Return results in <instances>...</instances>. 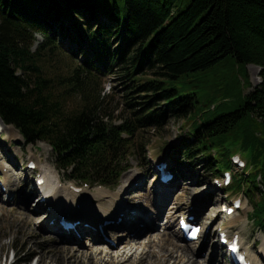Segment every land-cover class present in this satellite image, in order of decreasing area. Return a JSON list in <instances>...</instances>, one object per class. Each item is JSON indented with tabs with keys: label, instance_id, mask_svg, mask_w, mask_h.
Wrapping results in <instances>:
<instances>
[{
	"label": "trees",
	"instance_id": "trees-1",
	"mask_svg": "<svg viewBox=\"0 0 264 264\" xmlns=\"http://www.w3.org/2000/svg\"><path fill=\"white\" fill-rule=\"evenodd\" d=\"M55 28L81 50L70 81L130 62L126 77L149 94L135 114L140 126L186 119L190 131L175 150L183 159L218 177L233 154L246 152L249 172L237 173L228 190L248 197L249 220L264 233V0H0V118L27 145L49 144L57 169L75 181L114 187L129 168L134 125L108 123L87 103L66 111L30 50L35 32L47 39L41 48L58 50L47 35ZM249 65L261 68L262 82L211 115L207 102L234 95V66L251 86ZM147 71L152 78L138 79Z\"/></svg>",
	"mask_w": 264,
	"mask_h": 264
},
{
	"label": "rangeland",
	"instance_id": "rangeland-1",
	"mask_svg": "<svg viewBox=\"0 0 264 264\" xmlns=\"http://www.w3.org/2000/svg\"><path fill=\"white\" fill-rule=\"evenodd\" d=\"M47 35L51 37L50 40L53 41V45L58 47V50L51 52L48 47L41 48L47 42V39L39 32L29 34V40L32 42L30 50L31 54L34 55L33 61L42 69L44 76L50 81L49 85L55 96L64 102L66 111L78 112L87 103L91 108L97 109L100 117H103L108 123L113 122L121 126L134 125V135L131 136V140L135 148L132 150L133 152L127 163L130 169L124 173L115 189H105L116 195L127 184L125 179L128 174L132 172L140 173V180L133 187L127 188L126 191H129V193L123 192L128 196L126 198L129 200L126 199V202L131 205V216L136 215L137 210L135 209H141V213H143V218L137 220V223H139L137 229L140 225L144 227L148 224L150 228L152 225H156V228H153L151 232L159 233L164 239L161 242L162 245L159 244L156 247L157 250L164 249L162 248L164 244L172 249L173 246L171 247L168 243H177L180 247L177 250L175 249V251H178L176 256L188 254L189 259H196L199 264H228V258L224 255L225 250L219 244V233L220 229L229 228L234 233L241 235L243 245L251 254L250 256L247 252L249 258L252 257V261L255 259L257 264H264V260L260 259V257L264 258V234L248 219L253 210L248 197L243 193L228 192L224 195L223 189L216 185V177L213 172L204 162L191 164L188 160L182 158L181 153L177 154L175 152L181 147V140L184 139L190 129L186 119L170 118L160 127L140 126L136 121V118L140 116L135 114L143 107V103L148 101L146 96L149 94L147 92H137L138 83L132 82L126 77V67H131L130 62L124 63L110 74L103 75L93 72L90 75L81 73L77 80L70 81L74 79L75 71L80 61L83 60L80 56L81 50L77 43L71 42L70 38H63L59 33V28L48 32ZM260 72V67L249 65L248 73L251 86L244 88L243 75L239 74L237 66H234L229 74L234 95L231 97H218L213 102L214 106L217 107L216 111L213 110L210 102H207L211 115L217 116L225 111V107H222L225 100H228L229 108H234L238 94L243 91L249 93L261 83ZM137 77L142 80L152 78L153 72L139 73ZM238 79L241 82L238 83ZM132 103L134 105H131ZM19 135L20 133L16 127L6 125L0 121V168L2 169L3 165L10 166L11 174L19 181L15 191L8 199L7 195H3L0 191V264H60L57 259L59 254L57 249L62 246L70 245L87 252H92L91 250L97 247H107L99 241H90L82 233L81 236L73 234L70 238H67L57 234L59 232L57 225L46 227V224L55 223L54 218L49 220L48 216L65 211L61 208L62 204L67 206L66 208L71 207V209L76 206L70 191L66 189V185L71 187V185L77 183L72 179L69 172L57 169L56 156L49 144L40 141L36 144L27 145L22 136ZM238 154H241L244 161L250 162L246 152L239 150ZM164 159L171 161L179 178L176 179L173 188L167 191L171 195L165 201V205H161V201L155 203V200L153 201V198H151L153 197V190L150 188L152 179L149 178L155 172V163ZM31 160L37 163L38 171L44 174L47 185L50 183V188H47L49 201L43 202V204L41 200L39 201V192L33 191L34 181H32L31 172L27 171ZM248 169V167L244 170L235 168L234 171L235 174H247ZM9 177H6V179H9ZM1 178L3 177L1 176ZM219 178L222 179V176H219ZM14 180L9 179V181ZM59 180L63 182L64 188H59ZM259 186L263 191V186L260 183ZM51 187L54 189H51ZM83 188L86 191L96 192L102 187L95 185L93 188L86 186H83ZM259 193L260 191L257 192L258 196ZM229 196L228 200L237 196L243 198L244 207L237 214V218H234V215L230 217L227 214V207L231 206L230 201L227 200ZM108 201L111 200H108V198L97 200L92 206L94 209L100 210L101 203L106 204ZM215 204L218 205V209ZM193 207L201 215L200 221L201 225L203 224V233L201 239H199L200 241L197 240L188 244L180 237H176L178 235V216L184 211H190ZM176 211L179 213L177 214ZM147 213H150V215ZM170 213L177 214L174 221L171 220L172 218L170 219ZM204 217H207V219H204ZM104 221L101 220V222ZM169 221L173 223L170 224ZM92 222H94L92 219L91 221L88 220V223L91 224ZM94 223L97 225L96 221ZM122 231L123 233L127 231L129 236L136 233L135 231L130 233L129 227H123ZM116 233V231H113L107 238L118 242L119 239L116 238ZM165 233H169L171 242L166 241L168 236H163ZM127 238L130 237L127 236ZM141 238L146 242L145 244H149L146 236ZM123 246L124 244L122 245L121 242L119 245H115V250ZM45 250H49L46 255L47 262H42V253ZM188 250H191L190 253ZM211 256L216 257L215 260L217 261L212 263ZM186 259L183 264H190L188 263L189 259ZM159 261L161 260H153L156 264H160ZM173 263V259H171L167 264ZM94 264H105V262L96 260ZM131 264L135 263L132 262Z\"/></svg>",
	"mask_w": 264,
	"mask_h": 264
},
{
	"label": "bare ground",
	"instance_id": "bare-ground-1",
	"mask_svg": "<svg viewBox=\"0 0 264 264\" xmlns=\"http://www.w3.org/2000/svg\"><path fill=\"white\" fill-rule=\"evenodd\" d=\"M156 163H159V161H157ZM3 167H4V165L2 166V169L0 168L1 171H3ZM6 177H9V175L6 174ZM6 177H5V182L8 183V185L11 188V191L14 192L16 185L18 186L17 180L15 179L14 181H9V179H6ZM139 180H140V173L132 172V173L128 174L126 179H125V182L127 184H125V186L121 189V191L119 193H117L116 195L111 194L112 191L110 192L109 190L105 189L104 187L100 188L96 192H91L88 190L85 195L84 194H76V192H74L73 189H72V191H70V195L73 197L76 206H77V204H82L84 207L83 211H81V212L75 211L76 209L73 207L72 212L74 215L73 218H75L74 220H78V218H81V219L83 218V220H85V222L88 223V220L91 221V219H92V220H95L97 222V224H99V223H102L101 220H105V219L99 218V216H98L99 213H103L104 217H107V219H109V220L112 218L123 217V223H121V225H119L118 223H114L111 226H107L106 228L110 229V230H114L119 226L122 227V229H123V227H129L130 233H131V231H135L136 235L133 234V235L129 236L127 231L124 233H123V231H121L117 234L118 236L116 237L119 239L118 242L116 241V244H112L110 241L106 240V238L102 235L101 231L98 230V232H96V231H93L92 228L87 229V227L84 224H80L79 226H77L75 231L67 232L64 229H62V232L60 234L61 236H65L67 238H70L73 234L79 235V236H81L82 234H85V235L87 234V235H90L92 237V241H94V242L99 241V242L107 245V247H103V248L97 247V248L92 249L91 250L92 252H87L85 250L84 251L78 250L74 246H70V245L69 246H62L60 249H57L58 253H59L57 255V259L60 262V264H94L96 262V260H103L105 262V264H131L132 262L135 264H156L153 262L154 259H160L161 260V261H159L160 264H167L171 259H173V262H174L173 264H183V262L184 263L186 262V260H187L186 258L189 259L188 254L176 256V253L178 251H175V249L177 250L178 247H180L179 244H177V243H168L169 245H171V247L173 246L172 249L164 244L163 247L161 246L164 249L157 250L156 247L159 244H161V242H163L164 239L159 233L157 234V233L151 232L153 230V228H156L155 227L156 225L155 226L152 225L151 228L148 224H146L144 227L142 225H140L139 229H137V227L139 226L138 225L139 223H137V220L143 218V215H142L143 213H141V209H135V210H137L136 215L131 216V207H130L131 205L127 204V202H126L127 201L126 199H128V198H126V197H128V196H126V193H129V191H126V190L128 187H133V185L135 183H137ZM153 182L155 183V181H153ZM49 186H50V183H48V185L46 183V185L44 187H42V190L45 191L47 196H48L47 188L49 189L50 188ZM150 186L152 188L153 183ZM171 187H173V185ZM51 189H54V188L51 187ZM151 190H153V189H151ZM125 191H126V193L124 194L125 197H122L123 192H125ZM152 193L154 194V195H152L153 197H151V198H153L152 200L153 201L155 200V203H157V201H161V205H165V203H166L165 201L171 195L167 191L164 192V194H162V195L156 194V192H154V191H152ZM82 196H84L83 199H81ZM158 196H160L159 199H158ZM104 198H108V200H111V201H108L106 204H103L104 202L101 203V205L99 207L100 210L94 209L92 204H94L95 201L102 200ZM88 207H91V208H88ZM216 208L218 209V205H216ZM180 209H182V208H180ZM194 209H195L194 211H197L195 207H194ZM216 212H217V210H216ZM178 213L179 212L177 211V214ZM92 214L93 215L95 214L94 216L96 218ZM147 214L150 215V213H147ZM177 214L176 213L175 214L170 213L169 214L170 219L172 218L171 220L174 221ZM237 214H239V213L236 212L234 214V216H235L234 218L238 217ZM141 215H142V217H141ZM32 218H34V217H32ZM204 219H207V217H204ZM92 223L89 224L90 227H93ZM169 223L172 224L173 222L169 221ZM58 224H59V220L57 219V224H56L58 226L57 230L60 231L61 227ZM206 224H207V222H206ZM50 226H54V225L46 224L47 228ZM137 230H138V232H137ZM202 233H203V227H202V230H201L200 235H199L200 238L198 237V240L201 239ZM127 236L130 238L128 239ZM142 236H146V239L149 240V244H145L146 242L144 240H142V238H141ZM163 236H168L166 239L167 242H169L171 240L170 239L171 236L169 237V233H165ZM176 237L177 238L180 237L182 239V237L179 233H178V235H176ZM121 242H122V245L124 244V246L118 250H115V245H119V243H121ZM184 248H186V247H184ZM184 251L187 253V251L185 249H184ZM190 251L188 250L189 253H190ZM48 252H49V250H45L42 253V262H47L46 261V255L48 254ZM191 253L193 254L194 252H191ZM160 254H162L161 258L159 257ZM162 257H163V259H162ZM211 258H212V263L217 261V260H215L216 257L211 256ZM260 259L262 261L264 260L263 257H260ZM191 261H192V264H196V263L199 264L198 260H196V259L190 258L188 260V263L191 264ZM252 262H253V264H257L255 259Z\"/></svg>",
	"mask_w": 264,
	"mask_h": 264
},
{
	"label": "water",
	"instance_id": "water-1",
	"mask_svg": "<svg viewBox=\"0 0 264 264\" xmlns=\"http://www.w3.org/2000/svg\"><path fill=\"white\" fill-rule=\"evenodd\" d=\"M1 122L3 123V121L1 120Z\"/></svg>",
	"mask_w": 264,
	"mask_h": 264
}]
</instances>
